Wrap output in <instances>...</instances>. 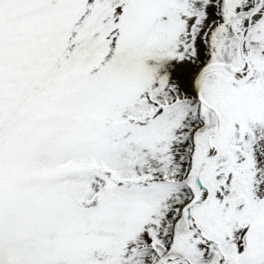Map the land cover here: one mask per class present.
<instances>
[{
	"label": "snow or ice",
	"instance_id": "snow-or-ice-1",
	"mask_svg": "<svg viewBox=\"0 0 264 264\" xmlns=\"http://www.w3.org/2000/svg\"><path fill=\"white\" fill-rule=\"evenodd\" d=\"M0 264H264V0H0Z\"/></svg>",
	"mask_w": 264,
	"mask_h": 264
}]
</instances>
